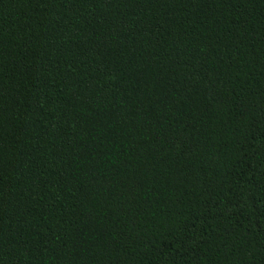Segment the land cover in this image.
<instances>
[{
	"label": "trees",
	"instance_id": "obj_1",
	"mask_svg": "<svg viewBox=\"0 0 264 264\" xmlns=\"http://www.w3.org/2000/svg\"><path fill=\"white\" fill-rule=\"evenodd\" d=\"M0 264H264V0H0Z\"/></svg>",
	"mask_w": 264,
	"mask_h": 264
}]
</instances>
